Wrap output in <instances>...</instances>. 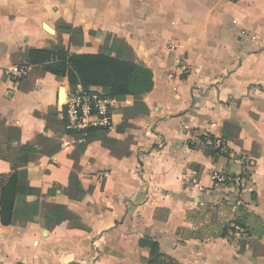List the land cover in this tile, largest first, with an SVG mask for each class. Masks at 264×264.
Wrapping results in <instances>:
<instances>
[{
    "label": "crops",
    "instance_id": "obj_1",
    "mask_svg": "<svg viewBox=\"0 0 264 264\" xmlns=\"http://www.w3.org/2000/svg\"><path fill=\"white\" fill-rule=\"evenodd\" d=\"M64 24L80 27L84 43H70ZM104 31L126 40L152 71L154 86L143 94L150 114L118 132L129 116L123 108L135 102L128 95L109 132L130 142L128 150L118 156L101 141L83 147L78 175L93 188L92 203L61 191L49 198L85 227L0 223V264H148L143 238L175 264H264V0H0V119L21 129V143L53 135L44 116L54 107L62 117L69 89L67 77L30 63V51H54L61 37L75 53H98ZM21 66L28 71L18 80ZM210 135L225 139L228 152L206 153ZM61 144L28 166L44 193L69 185L75 140L64 135ZM10 172L0 158V174ZM218 172L248 173V184H217ZM226 225L234 232L223 235Z\"/></svg>",
    "mask_w": 264,
    "mask_h": 264
},
{
    "label": "trees",
    "instance_id": "obj_2",
    "mask_svg": "<svg viewBox=\"0 0 264 264\" xmlns=\"http://www.w3.org/2000/svg\"><path fill=\"white\" fill-rule=\"evenodd\" d=\"M62 28L64 32L71 34L70 43H84L83 30L80 27L64 24ZM59 41L54 51L31 50L28 55L30 63L43 64V70L52 72L58 79L67 77L70 90H75L81 85L84 92L114 98L118 102L124 101L128 95H133L135 102L132 106L123 108L129 116L117 125L118 132H124L132 125L129 122L130 118L136 119L150 114L143 94L151 91L154 86L153 73L139 61L136 51L126 40L104 31L98 53L82 54L73 52L64 44L61 37ZM173 62L174 54L171 53L168 64ZM61 113L62 117L57 108L51 107L44 116L47 128L53 130V135L38 134L34 140L24 144L20 142L21 129L8 127L0 119V158L11 163V172L0 174V223L3 225L16 226L17 230L23 231L31 222L37 221L45 229L52 230L61 222L68 220L72 227L84 228L80 218L67 204L54 202L49 198L57 196L58 191H61L70 200L92 203L93 188L85 190L78 175L81 170L83 147L94 141H101L104 147L118 156L130 147V142L124 144L109 135L114 125L112 117L108 125L72 127L65 106ZM64 135H70L75 140V149L71 154L74 166L69 185L64 187L61 184H54L44 193L39 187L31 185L28 166L30 163L39 162L42 156H54L60 151ZM201 138L206 139L205 136ZM208 139L217 140L213 135L208 136ZM122 144L124 149H120ZM219 150L220 148L213 145H207L206 153L219 154L221 153ZM246 175L248 176V173ZM235 224L243 226L239 221ZM234 229V225H226L222 234H228L229 230L234 232ZM140 244L151 247L149 257L144 258L148 264H175L174 259L161 252L157 241L143 238ZM244 249L245 242H242V250Z\"/></svg>",
    "mask_w": 264,
    "mask_h": 264
},
{
    "label": "built area",
    "instance_id": "obj_3",
    "mask_svg": "<svg viewBox=\"0 0 264 264\" xmlns=\"http://www.w3.org/2000/svg\"><path fill=\"white\" fill-rule=\"evenodd\" d=\"M27 71L26 66H21L15 74V79L26 75ZM117 103L118 101L114 98L84 92L82 86L78 85L75 90L68 89L64 106L70 126L84 127L90 124L108 125L112 117V111ZM206 143L213 145L215 148H220L219 151L221 153L228 152L225 139L219 138L216 141L207 139ZM236 161L239 164H245V161L241 158H237ZM214 180L217 184L233 183L240 188H244L248 184V176L246 173L231 175L218 172L214 175ZM194 182L195 185L199 186L197 180H194ZM199 188L201 187L199 186ZM236 228L240 230L239 227Z\"/></svg>",
    "mask_w": 264,
    "mask_h": 264
},
{
    "label": "water",
    "instance_id": "obj_4",
    "mask_svg": "<svg viewBox=\"0 0 264 264\" xmlns=\"http://www.w3.org/2000/svg\"><path fill=\"white\" fill-rule=\"evenodd\" d=\"M66 95H67V93L65 91L61 92L60 102L66 100ZM62 103L64 105L65 102H62Z\"/></svg>",
    "mask_w": 264,
    "mask_h": 264
},
{
    "label": "rangeland",
    "instance_id": "obj_5",
    "mask_svg": "<svg viewBox=\"0 0 264 264\" xmlns=\"http://www.w3.org/2000/svg\"><path fill=\"white\" fill-rule=\"evenodd\" d=\"M62 102H65V100H64V101H62Z\"/></svg>",
    "mask_w": 264,
    "mask_h": 264
}]
</instances>
